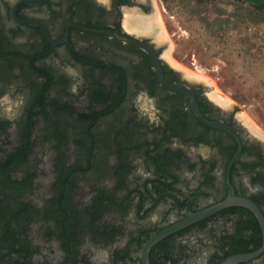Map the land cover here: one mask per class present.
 I'll use <instances>...</instances> for the list:
<instances>
[{"label": "flooded vegetation", "instance_id": "obj_1", "mask_svg": "<svg viewBox=\"0 0 264 264\" xmlns=\"http://www.w3.org/2000/svg\"><path fill=\"white\" fill-rule=\"evenodd\" d=\"M154 4L0 0V264H145L230 189L262 221L228 205L147 262L264 264V135L161 53Z\"/></svg>", "mask_w": 264, "mask_h": 264}, {"label": "rangeland", "instance_id": "obj_2", "mask_svg": "<svg viewBox=\"0 0 264 264\" xmlns=\"http://www.w3.org/2000/svg\"><path fill=\"white\" fill-rule=\"evenodd\" d=\"M161 53L264 135V11L233 0H155Z\"/></svg>", "mask_w": 264, "mask_h": 264}, {"label": "water", "instance_id": "obj_3", "mask_svg": "<svg viewBox=\"0 0 264 264\" xmlns=\"http://www.w3.org/2000/svg\"><path fill=\"white\" fill-rule=\"evenodd\" d=\"M134 42V41H132ZM162 84L172 90V91H178V92H185V93H188V89L182 87V86H179V85H167L163 80L162 78H160ZM202 121H204L206 124H209V125H215L213 123H210V122H207L205 120L202 119ZM232 204H236V205H241V206H244V207H247L249 208L250 210H252L257 216L258 218L262 221V216L258 210V208L256 207V205L249 199L247 198H244V197H241V196H236L234 195V193L232 192V190L230 189L229 190V194L228 196L222 200L221 202L217 203V204H214L210 207H207L203 210H200L198 212H195V213H190L189 216L184 219L183 221L179 222V223H176L162 231H160L159 233L155 234L147 243L146 245V251H145V255H144V262L145 264H148L147 262V251L149 250V248L151 247V245L153 243H155L156 241H158L159 239H161L163 236L167 235L168 233L174 231L175 229H178L179 227L183 226V225H186L188 223H191L192 221H195V220H198V219H202L206 216H209L210 214L214 213L215 211H217L218 209L220 208H223V207H226L228 205H232ZM257 252H255L254 254H237V255H232V256H229L227 258H225L222 262H220V264H235L237 262H240V261H244L246 260L248 257L252 256V255H255Z\"/></svg>", "mask_w": 264, "mask_h": 264}, {"label": "trees", "instance_id": "obj_4", "mask_svg": "<svg viewBox=\"0 0 264 264\" xmlns=\"http://www.w3.org/2000/svg\"><path fill=\"white\" fill-rule=\"evenodd\" d=\"M215 0H197L199 3H209ZM238 3H244L251 6L253 9L257 10L258 12L264 11V0H233Z\"/></svg>", "mask_w": 264, "mask_h": 264}]
</instances>
